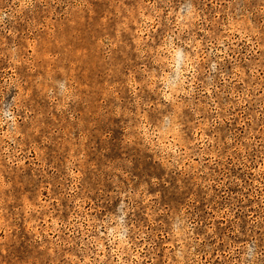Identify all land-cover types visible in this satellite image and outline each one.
I'll return each instance as SVG.
<instances>
[{
	"label": "rangeland",
	"instance_id": "rangeland-1",
	"mask_svg": "<svg viewBox=\"0 0 264 264\" xmlns=\"http://www.w3.org/2000/svg\"><path fill=\"white\" fill-rule=\"evenodd\" d=\"M0 264H264V0H0Z\"/></svg>",
	"mask_w": 264,
	"mask_h": 264
}]
</instances>
